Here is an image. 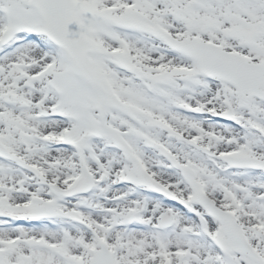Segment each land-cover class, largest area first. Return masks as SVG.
<instances>
[{
  "label": "snow or ice",
  "instance_id": "snow-or-ice-1",
  "mask_svg": "<svg viewBox=\"0 0 264 264\" xmlns=\"http://www.w3.org/2000/svg\"><path fill=\"white\" fill-rule=\"evenodd\" d=\"M0 264H264V0H0Z\"/></svg>",
  "mask_w": 264,
  "mask_h": 264
}]
</instances>
